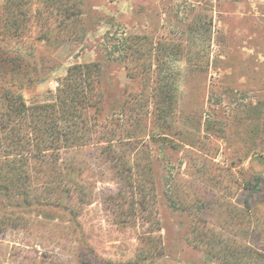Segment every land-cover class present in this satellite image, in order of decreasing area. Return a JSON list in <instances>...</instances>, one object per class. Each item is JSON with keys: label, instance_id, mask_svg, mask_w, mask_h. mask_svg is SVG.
I'll return each mask as SVG.
<instances>
[{"label": "rangeland", "instance_id": "374dc122", "mask_svg": "<svg viewBox=\"0 0 264 264\" xmlns=\"http://www.w3.org/2000/svg\"><path fill=\"white\" fill-rule=\"evenodd\" d=\"M83 1L86 37L55 36L40 47V66L54 73L27 88L28 103L48 99L70 66L99 62L109 116H121L129 95L146 88L145 78L132 80L128 69L135 68L136 75L138 66L119 60L118 53L108 59L106 45L112 49L128 37L147 38L154 46L185 38L200 13L211 19L210 59L186 66L177 130L154 134L175 147L165 155L152 147L160 162L155 171L164 168L169 182L158 185L157 219L119 221L112 214L118 186L111 164L96 148L73 152L68 157L81 164L85 205L74 216L52 207L20 216L7 213L10 203L0 196V264H225L193 244L190 235L198 224L203 233L221 234L264 256V0ZM237 110L248 113L240 118ZM209 117L227 125L217 137L204 131ZM248 176L261 184L251 200L250 227L247 218L244 224L228 218L229 211L244 208L248 195L236 183ZM8 217L17 218L16 227L2 223ZM152 238L158 241L155 257L146 244ZM142 253L148 259L140 261Z\"/></svg>", "mask_w": 264, "mask_h": 264}, {"label": "trees", "instance_id": "16d2710c", "mask_svg": "<svg viewBox=\"0 0 264 264\" xmlns=\"http://www.w3.org/2000/svg\"><path fill=\"white\" fill-rule=\"evenodd\" d=\"M83 7V0H0V196L10 203L5 207L10 214L13 210L22 216L34 208L52 207L74 216L85 205L87 194L81 164L68 155L96 148L111 164L117 180L112 214L123 222L142 218L149 223L158 217L159 182L165 186L169 183L164 168L158 166L155 171L160 162L152 147L163 155L175 148L154 134H174L177 130L185 99L186 66L210 59L211 19L197 14L185 38L155 46L141 37L124 38L112 49L106 45L108 59L118 53L119 60L138 66L136 75L135 68L128 69L132 80L145 78L146 88L129 95L121 116H109V90L104 87L99 62L70 66L65 76L56 80L55 91L48 99L28 103L27 88L45 83L54 73L47 75L40 66V47L55 36L80 32L82 39L86 37ZM237 113L244 118L248 112ZM260 115L264 121V111ZM226 126L224 121L209 117L204 131L217 137ZM253 134L258 136V132ZM261 134L264 127L260 128ZM122 150L131 151L127 155ZM257 179L254 183L248 176L236 183L248 196L244 208L229 211L232 222L244 224L247 218L251 226V200L261 191ZM225 208L230 209L227 205ZM16 219L8 217L2 223L16 227L12 223ZM190 236L194 245L205 246L213 259L225 264H264L261 253L245 249L221 234L203 233L199 224ZM146 244H150L155 257L158 241L152 238ZM143 253L140 261L148 259Z\"/></svg>", "mask_w": 264, "mask_h": 264}]
</instances>
